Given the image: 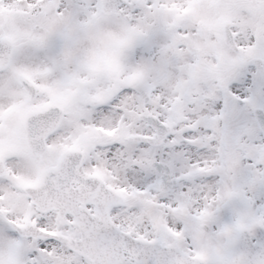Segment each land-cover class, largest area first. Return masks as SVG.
<instances>
[{
	"label": "snow or ice",
	"instance_id": "6c2138e0",
	"mask_svg": "<svg viewBox=\"0 0 264 264\" xmlns=\"http://www.w3.org/2000/svg\"><path fill=\"white\" fill-rule=\"evenodd\" d=\"M0 264H264V0H0Z\"/></svg>",
	"mask_w": 264,
	"mask_h": 264
}]
</instances>
